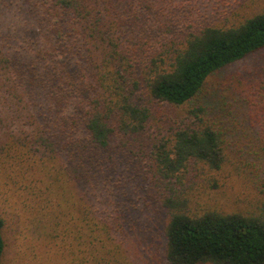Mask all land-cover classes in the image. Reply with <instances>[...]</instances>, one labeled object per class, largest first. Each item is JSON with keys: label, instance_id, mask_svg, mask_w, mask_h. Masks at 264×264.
<instances>
[{"label": "trees", "instance_id": "1", "mask_svg": "<svg viewBox=\"0 0 264 264\" xmlns=\"http://www.w3.org/2000/svg\"><path fill=\"white\" fill-rule=\"evenodd\" d=\"M132 20L123 0H0V159L34 166L64 200L72 189L79 264H123L139 191L166 217L167 264H264V202L197 214L185 187L192 162L218 171L226 160L220 117L231 111L219 90H203L264 50V11L178 32L162 18ZM214 103L219 119L207 117ZM3 229L0 216V264Z\"/></svg>", "mask_w": 264, "mask_h": 264}, {"label": "rangeland", "instance_id": "2", "mask_svg": "<svg viewBox=\"0 0 264 264\" xmlns=\"http://www.w3.org/2000/svg\"><path fill=\"white\" fill-rule=\"evenodd\" d=\"M123 2L125 9L131 10L132 22L162 18L175 24L177 32L187 21L220 28L234 27L264 11V0ZM231 84L237 85V89ZM217 90V99H225L231 111L229 116L220 117L227 118L222 137L226 160L218 171L201 162L190 164L185 187L191 199V210L197 214L207 208L223 213H252L264 202V100L257 94L258 90L264 91V50L208 78L203 92L210 96V92ZM195 102L203 104L205 100L200 96ZM193 105L175 109L174 117L186 114ZM214 106L215 103L208 107L209 112L206 109L210 114L207 117L219 119V106ZM159 111L168 113L163 108ZM156 114L155 119L158 118ZM3 161L0 159V216L4 219L6 249L2 263L79 264L81 254L75 225L80 219V203L76 196L74 198L72 189L66 186L64 200L61 192L46 191V181L34 166ZM144 196L140 191L130 196L139 201L136 225L131 226L134 231L122 244L123 264H167L163 233L166 217L164 214L156 216L152 204L146 208L141 199Z\"/></svg>", "mask_w": 264, "mask_h": 264}]
</instances>
